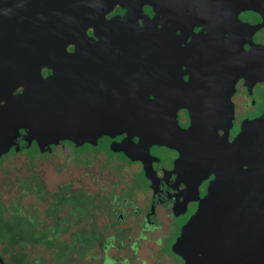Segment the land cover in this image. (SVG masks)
<instances>
[{"label": "water", "instance_id": "obj_1", "mask_svg": "<svg viewBox=\"0 0 264 264\" xmlns=\"http://www.w3.org/2000/svg\"><path fill=\"white\" fill-rule=\"evenodd\" d=\"M248 11L262 22L241 21ZM261 28L264 0H0V160L34 144L72 160L105 138L134 161L170 147L178 181L214 176L175 251L264 264V114L230 140L237 82H264V45L245 40Z\"/></svg>", "mask_w": 264, "mask_h": 264}, {"label": "flooded vegetation", "instance_id": "obj_2", "mask_svg": "<svg viewBox=\"0 0 264 264\" xmlns=\"http://www.w3.org/2000/svg\"><path fill=\"white\" fill-rule=\"evenodd\" d=\"M145 12L151 17L155 16L151 7L146 6ZM123 13L125 10L117 7L109 18ZM246 15H251V18H246ZM239 18L253 26L262 22L261 16L251 11L241 13ZM201 30L197 27L195 33ZM89 34L93 35L94 31H89ZM191 39L192 36L188 41ZM245 40L264 45V28L249 32ZM250 43L245 44L246 49H250ZM73 50L71 47L70 51ZM50 73L51 71L44 70L45 77ZM184 78L187 80L188 76ZM232 101L235 121L230 131V140L239 133L245 120L264 114V82L241 78L237 82ZM177 118L182 128L186 129L191 125L187 109L181 108ZM124 137L116 140L121 141ZM105 141L110 144L113 142L110 138H105ZM55 151L42 154L39 150V159L48 158ZM57 152L69 163L65 166L90 167L105 155L101 168L109 171L114 179L109 187H100L96 192L84 188L76 189L73 184H66L53 195L48 193L44 182L37 176L25 179V194H32L29 189L36 184L39 191L33 193L37 199L33 205L23 206L18 203L24 212L21 217L30 221V216L35 217L30 214L31 207L37 206L39 216L33 222L38 231L48 233V240L7 243L5 252L19 244H38L52 250L55 264H186L174 246L181 236L183 226L197 211L200 200L207 195L214 176L198 188L178 181L173 171L179 153L167 146H152L151 157H145L144 161H134L121 152L105 153L101 149L96 155L90 156L88 162L76 164V156L68 160L63 149ZM35 179H38L37 183ZM49 201L50 204L42 213L41 203ZM15 202L17 201H13V205L18 206ZM64 210V215H61ZM5 217L9 220L17 216ZM47 219L52 222L48 224ZM28 228V224H24L23 230L28 231ZM0 256L5 264H9L2 254ZM20 260L27 261L23 257ZM26 264L31 263L27 261ZM32 264L48 263L39 259Z\"/></svg>", "mask_w": 264, "mask_h": 264}, {"label": "rangeland", "instance_id": "obj_3", "mask_svg": "<svg viewBox=\"0 0 264 264\" xmlns=\"http://www.w3.org/2000/svg\"><path fill=\"white\" fill-rule=\"evenodd\" d=\"M246 18H251V15H246ZM101 149L105 153L111 151L110 143L105 141L97 147L85 146L76 151V164L88 162L89 158H91L90 156L96 155ZM57 151L45 159H32L26 151L23 152L26 154L24 155L15 149L10 155L4 156L0 161V203L8 206H12L13 201H17L15 205L19 203L23 206H31L36 203L37 199L33 193L25 194L26 191L23 184L25 179H32L36 176L44 182L48 193L52 195L57 193L62 185L66 184H73L76 189L84 188L96 192L100 187H109V184L113 181L114 177H112L110 172L101 168L105 155H102L90 167L65 166L69 163ZM52 195L48 196V198H51ZM49 204L50 201L41 203L42 213H44L42 210L47 208ZM30 211L36 214L34 218L30 216V221H36V217L39 216L37 206H32ZM64 212L65 210L61 212V215H64ZM46 222L50 224L52 221L47 219ZM7 246L8 244L4 243L0 236V254L5 257L9 264H20L17 260L22 257L31 264L39 259H43L48 264H55L53 254H51L52 250H48L44 246L38 244L23 246L19 244L16 248L5 252Z\"/></svg>", "mask_w": 264, "mask_h": 264}, {"label": "trees", "instance_id": "obj_4", "mask_svg": "<svg viewBox=\"0 0 264 264\" xmlns=\"http://www.w3.org/2000/svg\"><path fill=\"white\" fill-rule=\"evenodd\" d=\"M12 152V151H11ZM29 154V157L32 159L39 158L40 152L35 144V146L26 151ZM1 161V160H0ZM26 182V181H25ZM38 182V179H35V183ZM24 184V183H23ZM25 185V184H24ZM30 192L35 193L39 191V187L37 184L34 187H31ZM24 212L22 211L20 205L18 206H8L4 203H0V236L1 240L4 243L15 244L17 242L24 241H47L48 233L41 232L37 230L36 224L33 221H25L21 215ZM30 214H36L34 212H30ZM6 215H16L17 217L12 219H6ZM38 219V217H36ZM24 224L27 226L28 231L23 230ZM28 232V234H27ZM64 256V255H62ZM27 261L20 260V264H26Z\"/></svg>", "mask_w": 264, "mask_h": 264}]
</instances>
